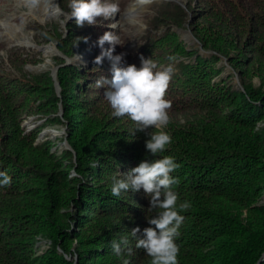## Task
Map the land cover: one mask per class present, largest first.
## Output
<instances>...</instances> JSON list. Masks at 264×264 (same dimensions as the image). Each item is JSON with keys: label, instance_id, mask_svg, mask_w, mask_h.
I'll return each instance as SVG.
<instances>
[{"label": "trees", "instance_id": "obj_1", "mask_svg": "<svg viewBox=\"0 0 264 264\" xmlns=\"http://www.w3.org/2000/svg\"><path fill=\"white\" fill-rule=\"evenodd\" d=\"M195 1L198 7L188 9L189 28L198 44L180 37L176 29L185 8L173 4L155 16L133 49L117 45L113 53H127L125 65L138 68L141 56L161 65L174 58L165 129L172 143L157 157L147 152L144 132L131 134L134 124L128 117L113 116L104 96L107 86H97L111 78V65L107 58L94 64L101 51L95 42L96 55L88 62L58 67L59 94L49 69L17 74L0 61V171L11 177L10 185L0 186V264H73L64 253H71L74 238L76 264H122L111 241L136 227L142 237L149 226L146 217L156 211L148 210L143 190L112 196L113 178H124L144 159L166 155L180 165L172 173L179 179L174 186L179 202L191 205L181 213L179 264H264V204L251 206L264 188V128L253 131L264 118V0ZM59 6L66 11L70 3L61 0ZM76 27L71 21L67 34L56 37L70 58L79 40ZM109 47L106 42L104 48ZM202 48L211 52L201 53ZM56 58L57 64L65 62L63 56ZM225 58L235 69L230 75L238 72L244 89L222 77ZM249 69L257 70L258 86L244 79ZM29 114L44 120L26 130L20 124ZM55 123L67 124L75 152L51 150L50 138L37 141L40 128ZM245 207L247 214L240 217ZM39 235L51 244L36 254ZM129 238L130 264H150L151 258Z\"/></svg>", "mask_w": 264, "mask_h": 264}, {"label": "clouds", "instance_id": "obj_2", "mask_svg": "<svg viewBox=\"0 0 264 264\" xmlns=\"http://www.w3.org/2000/svg\"><path fill=\"white\" fill-rule=\"evenodd\" d=\"M71 13L68 20L74 19L78 27L97 25L99 21L112 20L119 11L116 0H71ZM88 42V38H83ZM111 47L105 49V43ZM101 49L94 59V64L102 65L105 58L110 62L111 78L104 77L97 81V86L106 85L104 96L115 117H128L134 124L131 131L144 132L149 138L145 147L152 157L166 151L172 143L171 134L166 131L172 108V102L166 99V93L174 76V58L168 57L167 65L158 64L152 58L140 57L141 66L125 65L127 53L113 55L117 45L123 47L121 38L112 31H106L95 42ZM77 60L82 57L76 56ZM264 128V118L256 121L254 132ZM154 129L155 131H149ZM180 165L175 158L166 155L162 158L144 159L138 166L124 174V178H113L111 194L119 197L122 192L129 190L139 192L143 190L149 200V211H156V215L146 217L148 227L143 229L142 237L139 227L131 229L129 235L113 239L111 247L113 253L121 258L122 264H130L126 257L133 255L131 239L136 241L135 248L143 249L150 257V264H179L180 252L176 240L180 235V228L185 216L181 213L190 208L188 201L179 202V194L174 186L179 179L172 175ZM0 186H8L11 177L0 171Z\"/></svg>", "mask_w": 264, "mask_h": 264}, {"label": "rangeland", "instance_id": "obj_3", "mask_svg": "<svg viewBox=\"0 0 264 264\" xmlns=\"http://www.w3.org/2000/svg\"><path fill=\"white\" fill-rule=\"evenodd\" d=\"M28 0H0V61L3 63L5 68L13 71L14 73L20 74L28 73H39L45 70H50L54 65H57V56L61 52L58 46V40L56 39L59 33H62V37L67 34V25L74 19L68 20L71 13V7L68 10L60 8L59 3L61 0H53L52 9L53 14L48 8L35 6L31 8L27 2ZM71 4V0H67ZM119 6V11L112 20L99 21L97 25H87L78 27L80 33H76L79 40L74 43L75 56H80V61H89L94 55H96V49L91 45V42H96L107 28H110L114 33L118 34L123 44L122 49H133L136 42L139 41L140 35L148 29V27L155 21V16L167 13L166 10L170 11L173 4H179L182 8H185V14L179 16L181 19L180 26L176 30L180 34V37L189 40V45H196V42L190 38L189 33L192 30L189 28L191 22V14L188 11L190 7H198L196 1L191 0H147L142 2L141 0H116ZM135 7H139L136 16L128 19V13H131ZM170 9V10H169ZM188 11V12H187ZM162 12V13H161ZM165 12V13H164ZM45 14L50 16L45 18ZM12 26V34L5 28L4 24ZM106 24L104 29L97 28L101 24ZM161 33V30L157 31ZM87 37L88 42L85 43L83 38ZM80 46L79 49H76ZM62 53V52H61ZM246 53H249L248 51ZM63 54V53H62ZM19 56L21 58H27V61L18 62L14 60V57ZM74 56V57H75ZM73 62H77L76 59ZM226 68L222 73L223 78H227L226 81L231 82L233 87L244 89V84L238 72L235 75H230L231 72H235V69L229 64L228 60L223 59ZM79 63V62H77ZM86 63V62H85ZM175 64V62H174ZM173 64V65H174ZM252 63H248L249 66ZM257 70L249 69L244 74V79L250 81L254 86H258L261 82ZM239 82L241 86H239ZM59 94V93H58ZM61 106L59 109L60 113ZM182 119L181 114L178 116ZM44 120L43 117H38L33 114L26 115L22 118L21 124L26 130L38 127ZM67 124L55 123L47 124L40 128L37 134V141L45 138H50L53 141V147L51 150H56L60 153L62 149L66 148L64 140L70 142L67 139L68 127L65 129V134L62 130ZM53 129L57 132L53 133ZM73 152L74 149L70 144ZM75 174V171H71V175ZM264 204V188L261 196L251 204V206L263 205ZM73 208V207H72ZM74 209V208H73ZM247 214V208H242L240 211V217H245ZM38 236L36 254L44 252L51 244V240L47 237ZM77 241L74 238L71 241L70 250L71 253H64L68 259L73 260V264H76L78 260V254L75 252ZM59 251L62 249L60 247Z\"/></svg>", "mask_w": 264, "mask_h": 264}, {"label": "water", "instance_id": "obj_4", "mask_svg": "<svg viewBox=\"0 0 264 264\" xmlns=\"http://www.w3.org/2000/svg\"><path fill=\"white\" fill-rule=\"evenodd\" d=\"M174 1H175V0H174ZM189 35H190V38L193 40V42H196L197 44L199 43L198 40H197V38H196L192 33H189ZM186 40L189 42V40H188L187 38H186ZM200 52H201V53H207V52L209 53V52H211V51H210V50L208 51V50H205V49L202 48V49L200 50ZM58 54L62 55V56L65 58V62H64V63H61V64L54 65V66L51 68V75H52V78H53V80H54V83H55V86H56V90H57V92L59 93L61 87H60L59 81H58V79H57V69H58V67H59L60 65H64V64L70 63V62L72 61V58H70V57H68V56H66V55H64V54H62L61 52H59ZM78 56H79V55H78ZM75 59H76V56L73 57V60H75ZM76 61L79 62V63H85V62H87V61H80V60H77V59H76ZM239 86H241V83H240V82H239ZM61 112H62V108H61V110H60V113H61ZM65 129H67L66 126L63 128L62 131H63L65 134H67V132H65ZM52 131H53V133L57 132V130H55V129H53ZM64 145H65L66 148L72 149L71 146H70V144L67 142L66 139L64 140ZM261 258H264V252L262 253V257H261Z\"/></svg>", "mask_w": 264, "mask_h": 264}, {"label": "bare ground", "instance_id": "obj_5", "mask_svg": "<svg viewBox=\"0 0 264 264\" xmlns=\"http://www.w3.org/2000/svg\"><path fill=\"white\" fill-rule=\"evenodd\" d=\"M141 1L146 2L147 0H141ZM27 2L31 8H34L35 6L48 8V10L51 12L49 14L50 15L53 14V11H54L52 9V7L54 5L53 0H28ZM138 9H140V8L135 7L131 13H128L127 18L128 19L134 18L136 16ZM49 14H45V18L49 17L50 16ZM4 26L9 31V33L12 34V32H13L12 26H10L6 23L4 24Z\"/></svg>", "mask_w": 264, "mask_h": 264}]
</instances>
